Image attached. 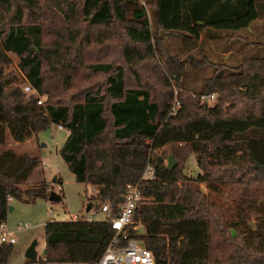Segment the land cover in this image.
<instances>
[{
	"label": "trees",
	"instance_id": "trees-1",
	"mask_svg": "<svg viewBox=\"0 0 264 264\" xmlns=\"http://www.w3.org/2000/svg\"><path fill=\"white\" fill-rule=\"evenodd\" d=\"M139 1L0 0V143L7 130L21 141L51 122L60 124L67 130L60 157L76 181L97 187L95 197L108 204L111 216L125 184L137 183L142 199L133 220L144 232L128 226L118 244L139 240L155 264H264V55L258 50L264 20L254 34L246 27L264 19V0ZM49 16L54 20L44 40ZM223 28L243 30L237 44L249 51L212 62L197 38ZM167 34L179 38L182 59L170 51ZM12 49L23 83L44 95L41 103L10 84L13 72L2 66ZM206 65L211 73L197 88L179 79ZM56 66L63 71L53 77ZM78 68L101 79L84 84ZM70 88L78 91L68 93ZM214 93L212 103L200 99ZM189 152L200 169L194 175L180 170ZM167 155L177 162L169 169ZM146 163L154 176L143 179ZM38 164L36 156L0 151V222L7 198L48 200L49 180L23 185ZM199 183L227 185L238 207L233 221L207 200ZM252 217L257 230L246 224ZM42 228L45 254L25 264H90L114 234L107 219L50 220ZM10 250L0 244V264Z\"/></svg>",
	"mask_w": 264,
	"mask_h": 264
},
{
	"label": "rangeland",
	"instance_id": "rangeland-1",
	"mask_svg": "<svg viewBox=\"0 0 264 264\" xmlns=\"http://www.w3.org/2000/svg\"><path fill=\"white\" fill-rule=\"evenodd\" d=\"M139 4H142V0L139 1ZM53 20L54 19L49 16L43 22V29L46 31L44 34V40L50 38L49 31L52 27ZM263 20L264 19H253L246 27L254 34L255 28H257L256 26H258ZM195 28L197 27H194V29ZM224 28L219 31H214L215 33H219L217 36H208L207 34L204 35L203 32L198 35L197 42H202V50L203 52H206L207 58L212 62H217L218 59H220V61H233L240 58L241 55H243V52L247 53L249 51L248 49L246 50V46L239 47L237 44L238 40L236 38L238 37L236 35H245L243 30L237 28L234 31H230L227 28ZM261 29L263 33V26ZM230 32L235 33V35H230ZM174 35L167 34L166 40L170 51L180 53L179 57L182 59L184 54L179 48L181 42L179 38ZM250 36L251 35H249L248 38H250ZM262 39H264V34ZM260 41L262 42L263 40ZM112 46L113 47H109L108 49L109 54H114L116 51L115 46ZM261 46L263 47L258 50H260L264 55V45L261 44ZM224 47L229 48L228 51H232V57H226L228 51H224ZM191 52L193 55L199 56L197 50L195 51L193 49ZM5 55L8 58V62L2 66V69L5 72H13V79H11L12 81L10 84L17 86L23 92L22 84L25 79L23 78L22 72L17 67L19 57L13 49L6 51ZM77 70L79 73L78 75L84 79V84L93 81V78L99 80L101 79L95 75L85 76L84 68H78ZM61 71L63 70L56 66L55 70L50 72V75L57 77L58 73ZM67 72L71 74L72 70L67 68ZM80 73H82L83 76ZM210 73L211 67L206 65L202 68L200 67L189 71L186 77L179 79H182L190 88H197L200 84L201 78L209 75ZM170 82L172 87L174 86V91L176 89V85L174 84L173 79H170ZM77 89L78 88H70L67 91L70 93L72 91H78ZM26 97L27 94L24 93V98ZM215 97L216 94L214 93L213 97L208 100V103L214 102ZM66 134V129L58 128L56 123L51 122L44 129L31 134L28 138L21 141H14L10 137L7 130L4 141L0 143V151L5 148H10L16 153H26L39 158V164L26 177L23 185H27L44 178L50 181V185L52 186L51 190L61 194V199L56 202H50L41 198H36L34 201L29 203H23L12 199L8 200L9 205L12 208L11 210L6 211L5 219L1 223H3L6 230L12 231L15 243L11 245V250L7 256L5 264H25L27 259L23 256V253L25 248L33 239L36 240V258L43 257L40 254L42 249L40 246L43 241L42 227L46 221L68 220L73 215L78 218H88V220H103L104 218L101 212H92L93 209L97 208V206L101 204V201L95 197V194L93 195L87 193L88 187L92 190V186H86L83 182L76 181L73 174L67 168L66 162L58 153V148L63 142ZM165 163L166 159H164V164ZM180 170L188 175H194L197 171H200L199 167L195 163L194 154L192 152L187 153L184 160L181 161ZM53 176H55V178L51 181ZM59 179L60 182L57 181ZM198 186L206 193L208 201L214 202L222 207L223 216L227 221L234 220L236 216V208L238 207L228 197L226 193L227 185L218 183H199ZM87 204H90L91 206L87 208ZM246 224H248V226H250L253 230H257L259 221L252 217ZM29 264L39 263L31 262Z\"/></svg>",
	"mask_w": 264,
	"mask_h": 264
},
{
	"label": "built area",
	"instance_id": "built-area-1",
	"mask_svg": "<svg viewBox=\"0 0 264 264\" xmlns=\"http://www.w3.org/2000/svg\"><path fill=\"white\" fill-rule=\"evenodd\" d=\"M22 90L27 96L29 94H35V102L37 104L41 103L43 100V95L38 94L36 90L26 82L22 84ZM212 97V94L200 95V99L205 100H210ZM175 104L176 100L174 98L170 111H174ZM57 127L62 128L60 124H57ZM153 176L154 169L152 165L146 163L140 178L147 179L152 178ZM85 185L92 186V190L88 187V194H97L98 190L95 185ZM141 199L137 183H126L125 191L122 195V201L119 204L118 211L115 215H110V208L106 202H101L97 208L92 210V212H101L103 214V219L108 220L110 228L114 230V234L101 255L90 264H155L151 252L146 249L139 240L131 237L128 238L124 244H118L119 239H126V229L128 226L135 230L139 227V224L133 220V212L139 203H141ZM7 200H10V198H7ZM80 218L74 215L70 217L72 220ZM84 219L88 220V218ZM14 243L15 239L12 231L6 230L3 223L0 222V244L12 245Z\"/></svg>",
	"mask_w": 264,
	"mask_h": 264
},
{
	"label": "water",
	"instance_id": "water-1",
	"mask_svg": "<svg viewBox=\"0 0 264 264\" xmlns=\"http://www.w3.org/2000/svg\"><path fill=\"white\" fill-rule=\"evenodd\" d=\"M175 162H176V160H175V158H174L172 155H167V157H166L165 167L169 169V168H171V167L175 164ZM54 178H55V176H53V177L51 178V181H53ZM47 199H48V201H50V202H56V201H58V200L60 199V195H59L57 192H55L54 190H49V191H48V194H47ZM11 208H12V207H11L10 205L7 206V210H11ZM137 232H138L139 234H142V233L144 232L143 227H141V226L138 227V228H137ZM35 245H36V240L33 239V240L28 244V246L25 248L24 253H23V256H24L27 260H31V261L36 260L37 253H36V250H35ZM40 254H41L42 256H44V254H45V249H44V248H42Z\"/></svg>",
	"mask_w": 264,
	"mask_h": 264
},
{
	"label": "crops",
	"instance_id": "crops-1",
	"mask_svg": "<svg viewBox=\"0 0 264 264\" xmlns=\"http://www.w3.org/2000/svg\"><path fill=\"white\" fill-rule=\"evenodd\" d=\"M87 208H88V207H87ZM87 208H86V209H87ZM69 219H70V218H69ZM35 246H36V245H35ZM43 246H44V243H43V241H42V243H41V246H40V247H41V248H43ZM41 250H42V249H41Z\"/></svg>",
	"mask_w": 264,
	"mask_h": 264
}]
</instances>
